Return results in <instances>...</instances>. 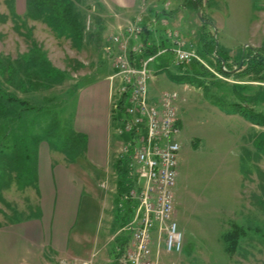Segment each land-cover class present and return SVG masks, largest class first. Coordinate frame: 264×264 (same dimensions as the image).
I'll use <instances>...</instances> for the list:
<instances>
[{
  "label": "rangeland",
  "instance_id": "obj_1",
  "mask_svg": "<svg viewBox=\"0 0 264 264\" xmlns=\"http://www.w3.org/2000/svg\"><path fill=\"white\" fill-rule=\"evenodd\" d=\"M200 2L201 10L197 11L187 0H139L132 12L118 14L108 31L104 29V35L110 36L119 27L134 23L133 19L146 18L150 24L148 26L157 32L164 45L171 42L166 31L177 32L186 49L195 52L211 71L205 70L212 74V77H201L203 87L187 84L188 90L183 91V85L173 82L169 75L177 74L178 67L184 70L191 68L194 62L176 65L169 53H165L147 66L154 76L147 85L149 97L157 98L160 93L173 90L179 94L176 114L180 125V151L177 177L172 189V220L182 235V249L180 253H166L163 248L160 249L157 264H264V127L260 125L264 119V81L256 83L248 76L224 77L217 71L219 66L214 58L202 57L199 53V37L204 30L210 40L213 38L216 41L215 46L218 45L221 54L227 57L233 73H238L242 68L240 65L237 69V63L239 56L247 49L259 50L264 54V0ZM77 5L80 12L77 17L78 29L82 33L86 29L88 34L94 26L93 14L97 13L95 0H81ZM0 10L3 7L0 6ZM197 12H200L201 18ZM202 16L210 21L204 28ZM25 21L15 19L10 23L7 16L6 21L0 22V88L18 99L29 101L30 105L43 106V117L40 116L43 130L39 132L47 139L45 145L56 160L60 153L58 147L69 141L75 131L77 113H81L78 100L71 92L100 77V71L94 67L98 57L105 53V48L102 50L97 40H87L91 46L76 48L75 45L80 43L57 36L51 30L47 32L41 25L32 29ZM11 25L19 30V35L12 32ZM28 32L33 42L45 52L51 65L64 72L65 76L61 85L51 90L25 95L22 93L24 79L21 72L13 80L12 76L11 79L7 77L12 64L22 65L21 58L28 53L30 45L24 37ZM151 39L154 41V38ZM141 59L148 60V56ZM198 65L194 67L196 71H200ZM258 92L261 95H257ZM255 94L256 102H243L240 99L242 95L250 98ZM30 95H45L46 100L36 102ZM241 112L247 115V119ZM30 115L35 116L34 113ZM2 127L3 123H0ZM27 132L29 135L30 132L35 134V130ZM110 139V158L114 156L115 160L120 146L114 143L119 141L127 145L132 136H116L111 130ZM25 148L27 142L18 146V153L23 158L28 155ZM70 151L72 156L74 151ZM31 152L35 159L38 151ZM75 155L77 153L72 159ZM76 159L77 156L73 162ZM30 160L32 162V158ZM1 167L5 166L0 165V182H3L0 183V225H4L25 219L33 211L36 200L29 197L32 189L24 188L20 178L16 184L13 177L9 179L8 175L4 176ZM109 170L106 178L102 176L94 183L91 193L85 191L82 196L79 222L82 221L80 229L86 234H83L84 240L96 237L105 243L109 241L105 252L113 260L118 249L115 238H126L124 231L120 230L124 222L114 225L115 209L119 214L125 211L127 223L137 203H123L121 196L127 189L122 191L120 185L118 190L121 192L118 193L117 174L114 169ZM121 178L124 184V179L128 178L127 172ZM136 178L135 175L133 179ZM21 180L24 181L25 177H21ZM143 183L141 181V185ZM233 226L243 228L244 235L238 241L236 250L228 254L224 250L222 237ZM152 238L155 239V229ZM98 260L100 256L94 259Z\"/></svg>",
  "mask_w": 264,
  "mask_h": 264
},
{
  "label": "crops",
  "instance_id": "obj_2",
  "mask_svg": "<svg viewBox=\"0 0 264 264\" xmlns=\"http://www.w3.org/2000/svg\"><path fill=\"white\" fill-rule=\"evenodd\" d=\"M26 1L0 0V6L3 7V10H0V22L6 21V17L9 16L10 23H13L15 19H21L23 22L26 20L28 27L35 29L37 25H41L45 31L49 32L50 29L40 20L24 19ZM79 3L81 0L77 4ZM77 4L76 13L79 17L80 12L77 10L79 5ZM138 4L139 0H95L97 13L93 14L95 20L93 29L88 34H86V29L85 32H81L80 45L76 44L75 47L91 46L87 40H97L98 43H101L103 50L109 37L104 33L108 31L112 23H115L113 18H116L118 14L124 15L132 12ZM133 21L135 20L133 19ZM146 21V18L141 20L143 33L139 37V41L148 44V47L142 54L137 56L129 54V57L138 64L145 55L149 56L148 52L151 50L164 49L166 54L169 53L172 60L173 55L170 50L173 45L171 42L164 45V41L161 40L157 32L150 29V24ZM11 27L12 32L19 35V30H16L12 25ZM20 36L23 37V34ZM151 38H154V41ZM1 39L2 35L0 34ZM130 44L133 45L134 42L131 41ZM96 64L94 69L100 71V77L79 86L72 93V96L78 100V108L81 110L80 115L77 113L74 122V132L83 135L85 139L83 154L76 161L67 162L61 153L55 158L56 160L52 158L50 148L45 145L47 139L43 138L39 132L43 130L41 117H43L44 112L42 105L36 106V111L28 113H34V117L27 116L24 119L25 122L22 124L17 122L11 129L35 130L34 135L30 132V135L34 137H31V144L32 151H38V154L35 155L34 159L33 153V161L29 165L33 169V177L28 180L33 182V185L27 188L32 189L31 193L29 192L30 196L29 193L28 196L30 199L35 198L36 205L25 219L0 225V264H111L112 262V257H109L108 253L105 252L106 247L110 245L109 241L105 243L96 237L84 240L83 234L85 236L86 234L80 229L82 221L79 222L80 202L85 191L91 193L97 180H101L102 176L106 178L109 169L112 168L115 171V164L119 159L118 156L115 160L114 156L110 158L112 130L110 90L112 87L108 78L114 71L111 67V61L103 52L98 57ZM166 69L168 72L169 69ZM44 96L30 95L29 97L36 102H42L44 99L46 100ZM149 99L155 100L156 98L149 97ZM15 173L8 168L6 175L10 176V179L13 177V180L16 181ZM97 174L101 176L99 177ZM125 183L123 187L126 189L130 183L127 178ZM116 189L118 193L121 192L118 190L117 182ZM103 216L102 210V219ZM113 219L114 225H117V222H124L125 211L119 214L115 209ZM122 229L123 227L120 228V230ZM124 240V238H120V243H123ZM98 256H100V260L94 261Z\"/></svg>",
  "mask_w": 264,
  "mask_h": 264
},
{
  "label": "built area",
  "instance_id": "obj_3",
  "mask_svg": "<svg viewBox=\"0 0 264 264\" xmlns=\"http://www.w3.org/2000/svg\"><path fill=\"white\" fill-rule=\"evenodd\" d=\"M143 33L141 19L110 34L106 57L114 71L110 86V121L116 136L131 135L120 146L119 159L125 160L130 183L121 199L124 204L137 203L122 231L126 243L115 251L111 264H157L160 249L180 253L182 235L172 220V189L177 177L180 151V125L176 114L177 91L162 92L155 100L148 97L147 85L154 76L147 69L150 62L166 53L158 49L148 60L137 64L129 54L139 55L148 44L139 41ZM173 47L170 52L176 65L196 62L211 71L195 52L185 48L177 32L166 31ZM134 42L133 45L130 42ZM187 91V85H183ZM136 179H133L134 176ZM141 181L144 183L141 185ZM105 188V187H103ZM155 229V239L152 232Z\"/></svg>",
  "mask_w": 264,
  "mask_h": 264
},
{
  "label": "trees",
  "instance_id": "obj_4",
  "mask_svg": "<svg viewBox=\"0 0 264 264\" xmlns=\"http://www.w3.org/2000/svg\"><path fill=\"white\" fill-rule=\"evenodd\" d=\"M79 0H27L26 1V13L25 18L32 20H40L44 23L53 33L57 36H65L71 39L74 43L81 42V32L78 29V20L76 13V4ZM191 6H193L197 11L201 10V2L200 0H187ZM20 20V19H19ZM203 26L208 25L209 19L202 16ZM29 31V30H28ZM24 37L29 42V50L27 55L21 58V64L17 66V63L12 64V70H10V75L7 77L11 79L17 75L19 76L20 72L23 76L24 82V90L23 94H31L35 91L45 92L53 89L56 86L61 85L64 81V72L54 68L51 63L47 60L45 52L31 39L30 32H28ZM216 41L212 38L211 40L207 37V34L202 30L199 37V44L201 50L199 51L200 55L203 57H212L214 58L215 64L219 66L218 72L224 77H233V78H242L247 77L256 83H263L264 81V54L259 50H251L247 49L245 53H242L240 57V61L237 63L238 67L242 66L239 69L238 73H233L231 67L227 62V57H225L219 51L218 45L215 46ZM210 50V51H209ZM214 50V51H213ZM157 50L153 49L149 53V56L155 55ZM198 64L196 62L191 64V68L182 69L178 67L177 74H170V79L176 84H190L195 85L196 87H203L204 84L202 82L201 77L204 75H210L203 66L198 65L200 71H196L194 69ZM21 69V70H19ZM169 74V72H167ZM212 77V76H211ZM238 87H241L240 84H237ZM76 90V89H75ZM73 90L71 94L75 91ZM257 95H261V93H257ZM252 98V99H251ZM243 102L254 101L256 102V94L254 97L245 98L242 95ZM235 106V105H234ZM36 111V106L30 105L29 101L18 99L16 96L12 95L11 92H7L0 88V123H3V127L0 128V165L3 164L5 167L2 168L4 172V176L8 172V168L11 171H15L16 184L20 181L23 182L24 188L30 185H33V182H29L28 179L33 177V169L30 168L32 155V138L33 136L27 134V130H11L12 127L20 122L22 124L25 122L30 112ZM234 112H238V110H233ZM240 113V112H239ZM242 113V112H241ZM245 119H247V115L242 113ZM24 120V121H23ZM260 125L264 127V119L260 121ZM112 126V123H111ZM27 142V148L25 150L28 152L24 158L22 154L18 153V146L20 144L25 145ZM34 142V139H33ZM9 145H11L9 147ZM85 139L84 136L72 132L71 138H69L68 142H63L62 146L58 147V151L65 157L67 162H73V160L81 156L84 151ZM73 155H75L74 159H72L71 151ZM33 161V160H32ZM125 160L123 163L122 159H118L115 164V171L117 173L118 181L117 186L120 189V185H122V191H124V184L121 178V175L125 171ZM24 175V176H22ZM10 179V176H8ZM21 177H25V180H21ZM3 183V182H0ZM127 189V187H126ZM125 189V190H126ZM124 224L121 227H124ZM244 230L238 226H233L231 231L225 233L222 237V241L225 245V252L228 254L233 253L237 246L238 241L243 237ZM117 239V240H116ZM116 243H118V248L122 249L126 243V239L123 243H120V238H115ZM115 257V255H114Z\"/></svg>",
  "mask_w": 264,
  "mask_h": 264
},
{
  "label": "water",
  "instance_id": "obj_5",
  "mask_svg": "<svg viewBox=\"0 0 264 264\" xmlns=\"http://www.w3.org/2000/svg\"><path fill=\"white\" fill-rule=\"evenodd\" d=\"M197 16L199 17V18H201V16H200V12H197ZM242 61H240V63H241ZM241 65V64H240Z\"/></svg>",
  "mask_w": 264,
  "mask_h": 264
}]
</instances>
